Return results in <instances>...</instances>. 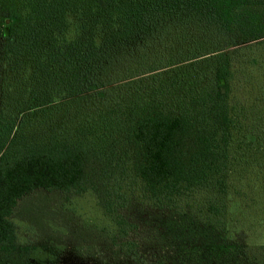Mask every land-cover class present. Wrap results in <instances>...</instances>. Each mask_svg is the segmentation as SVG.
<instances>
[{
	"label": "trees",
	"instance_id": "obj_1",
	"mask_svg": "<svg viewBox=\"0 0 264 264\" xmlns=\"http://www.w3.org/2000/svg\"><path fill=\"white\" fill-rule=\"evenodd\" d=\"M34 190L93 195L137 264H264L232 239L264 229V0H0L1 250ZM133 200L216 237L141 254Z\"/></svg>",
	"mask_w": 264,
	"mask_h": 264
},
{
	"label": "rangeland",
	"instance_id": "obj_2",
	"mask_svg": "<svg viewBox=\"0 0 264 264\" xmlns=\"http://www.w3.org/2000/svg\"><path fill=\"white\" fill-rule=\"evenodd\" d=\"M126 212L138 227L130 238L137 241L141 254L156 247L161 255L171 256L169 241L182 245L188 239V252L198 245L193 242L216 237L190 212L157 211L136 200ZM10 219L16 229L15 248L0 249V264H137L120 249L122 241L113 240L119 237L116 227L90 193L34 190L18 201ZM240 219L244 225L254 220L251 212ZM257 227L248 229L249 237L239 231L232 239L242 245L246 240L263 243L264 229Z\"/></svg>",
	"mask_w": 264,
	"mask_h": 264
}]
</instances>
